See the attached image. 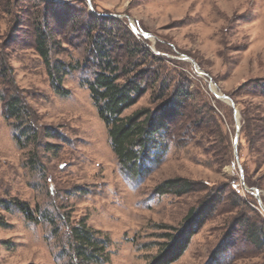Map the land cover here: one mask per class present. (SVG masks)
Instances as JSON below:
<instances>
[{"label": "rangeland", "instance_id": "rangeland-1", "mask_svg": "<svg viewBox=\"0 0 264 264\" xmlns=\"http://www.w3.org/2000/svg\"><path fill=\"white\" fill-rule=\"evenodd\" d=\"M52 9L77 17L59 24L45 16ZM45 19L56 32L50 62L70 71L60 91L31 40ZM100 35L115 36L119 72L150 76L124 118L177 86L194 98L140 178L119 162L89 91ZM2 63L0 264H149L207 196L154 193L175 178L224 188L226 203L173 264H264L263 249L231 234L239 217L264 230V99L248 93L264 81V0H0ZM8 96L25 109L23 128L37 131L30 144L4 114ZM83 226L103 248L95 261L77 255L72 230Z\"/></svg>", "mask_w": 264, "mask_h": 264}, {"label": "trees", "instance_id": "trees-1", "mask_svg": "<svg viewBox=\"0 0 264 264\" xmlns=\"http://www.w3.org/2000/svg\"><path fill=\"white\" fill-rule=\"evenodd\" d=\"M61 14L70 15L69 20L64 22L65 18H61ZM61 14L52 9L45 16H50L59 24L62 22L66 25L77 17L76 14H69L67 10ZM96 21L98 22V20ZM31 28L33 30L31 33L33 47L48 66V74L53 88L60 91L63 79L70 71L62 62H56L55 65L50 62L56 32L49 25L47 19L41 23L32 24ZM84 32L87 33L88 30ZM115 42L114 35L111 39L102 35L93 39L91 53L98 61L99 70L96 72L93 82L89 84V91L100 118L109 128V136L119 162L122 166H126L132 175L140 178L148 172L146 164L159 163L162 160L167 149L166 143L173 136V127L181 121L180 119L185 116L188 108L193 105L194 98L189 90L183 86H177L169 95L160 96V99L166 100L154 110H141L124 118V112L135 106L147 93V87L144 85L149 82L150 76L148 72L144 71L133 74L119 72ZM4 65L2 63L0 67ZM246 88L248 87L244 86L239 90V93ZM248 93L253 97L264 99V81L252 83ZM18 99L13 96L3 98L4 114L7 119L15 120L17 128L24 135H28L26 141L30 144L35 139L37 131L32 130V127L23 128L25 109ZM195 113L197 114V112ZM50 137L48 134V138ZM198 192H206L207 196L187 214L175 233L163 236L165 242L160 244V249L149 264H173L178 261L192 238L202 230L219 206L226 203L224 188L209 191L204 184L184 178L166 180L155 188L154 193L158 196L183 197ZM27 212L29 213V210ZM233 226L231 234H236L240 242L257 250H264V236H262L264 230L258 223L257 225L249 223L245 218L239 217ZM72 234L78 246V257L83 262L95 261L97 252H101L103 248H98L93 233L83 226L81 229L74 228Z\"/></svg>", "mask_w": 264, "mask_h": 264}, {"label": "water", "instance_id": "water-1", "mask_svg": "<svg viewBox=\"0 0 264 264\" xmlns=\"http://www.w3.org/2000/svg\"><path fill=\"white\" fill-rule=\"evenodd\" d=\"M236 143H237V140H236Z\"/></svg>", "mask_w": 264, "mask_h": 264}]
</instances>
